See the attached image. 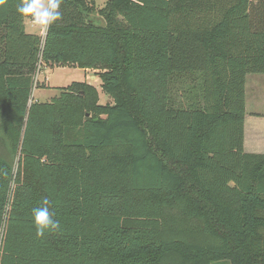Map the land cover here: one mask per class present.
Segmentation results:
<instances>
[{"label": "trees", "instance_id": "trees-1", "mask_svg": "<svg viewBox=\"0 0 264 264\" xmlns=\"http://www.w3.org/2000/svg\"><path fill=\"white\" fill-rule=\"evenodd\" d=\"M19 3L0 6V264H264V154L244 151L264 0H63L43 41ZM39 57L99 70L110 103L72 82L29 105ZM44 198L60 229L37 236Z\"/></svg>", "mask_w": 264, "mask_h": 264}, {"label": "rangeland", "instance_id": "rangeland-1", "mask_svg": "<svg viewBox=\"0 0 264 264\" xmlns=\"http://www.w3.org/2000/svg\"><path fill=\"white\" fill-rule=\"evenodd\" d=\"M93 1L96 9H102L107 0H87ZM102 20V19H101ZM103 21V20H102ZM101 24V23H100ZM25 29L27 33L37 34L43 41L46 35V31H42L39 27L32 26L27 20L24 21ZM104 26V21H103ZM99 70H81L76 66L66 64L64 66H51L45 65L39 61L36 64L33 72L31 94L29 98V105L33 101L49 102L52 98L58 96L62 88L68 87L72 82H85L92 85L97 92L99 104L104 105L110 103L109 98L101 90V82L98 74ZM257 82L256 89H253V84ZM253 89V90H252ZM252 90V95L249 93ZM255 95H261L262 105L258 106V101L252 99ZM245 116H247L246 124H244V139L249 141V118L248 115L251 112L264 115V74H249L245 79V96H244ZM3 146L0 145V153H2ZM247 153L249 150L244 149ZM262 154V153H259ZM18 156L13 160V174L17 172ZM228 264L227 262H220ZM214 263V264H220Z\"/></svg>", "mask_w": 264, "mask_h": 264}, {"label": "clouds", "instance_id": "clouds-1", "mask_svg": "<svg viewBox=\"0 0 264 264\" xmlns=\"http://www.w3.org/2000/svg\"><path fill=\"white\" fill-rule=\"evenodd\" d=\"M5 3L6 0H0V6ZM62 3L63 0H20L17 13L22 20H27L32 26L39 27L42 31H47L49 26L62 19L60 11ZM50 205L49 199L44 198L40 206L32 209V221L37 236H43L45 231L60 229V222L54 218L55 214L50 211Z\"/></svg>", "mask_w": 264, "mask_h": 264}, {"label": "crops", "instance_id": "crops-1", "mask_svg": "<svg viewBox=\"0 0 264 264\" xmlns=\"http://www.w3.org/2000/svg\"><path fill=\"white\" fill-rule=\"evenodd\" d=\"M256 84L257 82L255 80L253 89H256L257 91L258 86H256ZM252 90L249 95H252ZM252 99L258 101V106H261L263 104L262 100H260L261 95H255V97H252ZM248 118L249 141H246V138L244 139V149H246L247 147V149L249 150L247 153L264 154V115L251 112L249 113ZM246 119L247 116H245L244 124H246Z\"/></svg>", "mask_w": 264, "mask_h": 264}, {"label": "water", "instance_id": "water-1", "mask_svg": "<svg viewBox=\"0 0 264 264\" xmlns=\"http://www.w3.org/2000/svg\"><path fill=\"white\" fill-rule=\"evenodd\" d=\"M99 21H101V26H103V21L101 20V18H97Z\"/></svg>", "mask_w": 264, "mask_h": 264}]
</instances>
